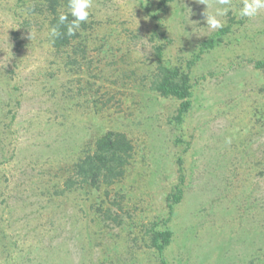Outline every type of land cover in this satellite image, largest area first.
I'll return each instance as SVG.
<instances>
[{"label": "rangeland", "instance_id": "1", "mask_svg": "<svg viewBox=\"0 0 264 264\" xmlns=\"http://www.w3.org/2000/svg\"><path fill=\"white\" fill-rule=\"evenodd\" d=\"M159 2L93 0L86 59L71 62L68 49L51 47L46 21L26 13L30 0H0V264H160L133 224L164 212L178 155L185 191L167 264H264V70L251 63L264 59V9L241 17L243 0H231L218 17L231 30L194 65L191 107L176 124V100L149 87L155 47L184 66L217 30L206 11L224 6ZM109 129L136 146L111 192L125 194L135 247L125 229L97 226V194H54L81 149Z\"/></svg>", "mask_w": 264, "mask_h": 264}, {"label": "trees", "instance_id": "2", "mask_svg": "<svg viewBox=\"0 0 264 264\" xmlns=\"http://www.w3.org/2000/svg\"><path fill=\"white\" fill-rule=\"evenodd\" d=\"M169 1L172 0H160L159 6ZM25 9L28 15L42 17L49 29L58 25V16L61 12L67 13L69 11L68 0H30V4ZM68 19L70 22L73 18L69 15ZM89 23L88 21L82 23L77 34L71 37L65 35L66 24L58 25L62 35L55 42L50 38L51 47L58 52L68 49L70 51L68 56L72 57L69 59L71 62H75L77 58L86 59V42L89 39L86 32L89 31ZM230 30L231 26L229 25L209 34L197 44L196 49L191 53L184 66L163 61L162 46L155 47L156 66L152 77L148 79L149 87L160 97L176 100L175 114L171 117L176 124L182 123L191 107V98L196 85V77L193 74L194 65L202 59L204 54L220 47L223 35L229 33ZM84 62L87 63L84 69L88 71L90 60ZM251 63L255 69L264 70V59H253ZM187 144L188 142L183 146V151L187 150ZM135 149L136 146L126 133L117 130H105L81 149V155L67 170L60 183V188H56L54 194L62 196L64 193H76L78 191L97 194L98 204L94 210L92 209L97 226L125 229L127 240L129 239V243L133 247L137 243V235H140V239L144 241V246L154 254L158 262L167 264L165 250L173 238L171 223L176 212L175 208L182 200L185 191L183 156L178 155L177 157L178 175L164 195V212L146 226L133 224V227L138 229L134 231L137 232L135 235L132 230H127L125 216L129 217V210L123 204L126 203L125 194L115 192L111 195L114 186L126 178L127 170L134 160ZM133 247H126L125 253H130L131 250L129 249H133Z\"/></svg>", "mask_w": 264, "mask_h": 264}, {"label": "clouds", "instance_id": "3", "mask_svg": "<svg viewBox=\"0 0 264 264\" xmlns=\"http://www.w3.org/2000/svg\"><path fill=\"white\" fill-rule=\"evenodd\" d=\"M198 2L206 4V9L209 7L208 0H198ZM216 2L224 7L218 8L216 13L212 15H209L206 11V21L212 29L222 28L224 25L218 17L227 15L231 10V0H216ZM92 7L93 0H68L69 11L67 13L61 12L58 16V25L66 24L67 31L65 35L71 37L77 34L81 28V24L89 20ZM262 9H264V0H243V6L240 9L239 15L251 19L256 17ZM69 15L73 18L70 22L68 19ZM58 25L50 29L49 35L53 42L62 35L58 29ZM31 38L32 33L30 32ZM226 143L230 144L231 138H227Z\"/></svg>", "mask_w": 264, "mask_h": 264}]
</instances>
